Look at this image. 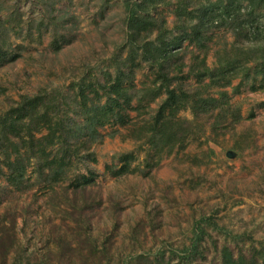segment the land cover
<instances>
[{
	"label": "rangeland",
	"instance_id": "rangeland-1",
	"mask_svg": "<svg viewBox=\"0 0 264 264\" xmlns=\"http://www.w3.org/2000/svg\"><path fill=\"white\" fill-rule=\"evenodd\" d=\"M132 1L0 0V44L16 54L0 62V116L22 95H41L42 112L54 92L62 103L59 116L80 125L83 106L74 103L80 96L73 97L78 83L90 84L89 98L98 92L97 103L106 100L101 86L113 81L127 56L126 4ZM207 1L184 0L188 9ZM247 4L241 1L242 17ZM175 5L176 0H161L153 12L165 20L168 39L183 32L175 28ZM258 5L264 15V0ZM227 28L207 33L212 37L205 62L211 68L234 39ZM55 35L66 38L58 49L50 43ZM194 54L203 55L187 38L175 48L169 62L170 74L181 76L176 83L196 86L188 72ZM122 68L133 69L132 86L139 89L127 126L105 124L98 128L101 140L69 157L58 144L29 161L22 151L23 190L0 172V264H218L223 246L234 256L259 258L264 249V83L251 89L245 79L236 92L239 78H234L229 86L212 88L213 96L226 92L240 118L234 121L229 114L213 126L203 115L193 121L183 148L161 153L147 166V143L130 134L148 124L164 92L151 96L159 85L156 68L141 56ZM123 84L128 85L126 76ZM178 116L192 119L189 108ZM114 128L118 132L107 135ZM46 132L41 128L36 137ZM130 151L129 169L112 174L121 165L117 154ZM43 153L63 159L62 171L45 168L40 175Z\"/></svg>",
	"mask_w": 264,
	"mask_h": 264
},
{
	"label": "trees",
	"instance_id": "trees-1",
	"mask_svg": "<svg viewBox=\"0 0 264 264\" xmlns=\"http://www.w3.org/2000/svg\"><path fill=\"white\" fill-rule=\"evenodd\" d=\"M241 1L208 0L206 4L188 9V2L183 0L181 4V0H176L173 9L176 15L175 28L183 32L182 35L170 39L167 36L169 31L164 26L165 20L153 14L161 0H133L127 3V56L117 66L113 81L101 86L106 100L102 104L97 103L100 96L94 90L96 99L89 98L86 89L90 84L79 82V88L73 97L77 99L80 96L74 103L83 106L84 119L77 125L74 118L64 121L59 116V106L62 103L56 93L49 94L42 112L37 107L41 102V95H22L15 105L10 106L0 116V172L12 186L23 190L26 165L21 157L22 151H27L29 161L31 157L38 156L37 151L43 152L46 146L58 144V150L69 157L76 155L81 147H87L92 141L101 140L104 134L98 131V128L105 124L127 126L128 111L134 109L131 101L139 89L132 86L133 69L125 72L122 67L127 62L133 63L137 56H141L156 68L155 82H159V85L152 89L151 96L164 92L154 115L150 117L151 120L145 122L148 124L142 125L140 129H133L130 134L131 137L147 143L143 157L147 166L151 165V161L157 162L162 156L161 153L168 154L174 147L183 148L193 121L203 115L212 119L213 126L221 124L229 114H232L233 120L236 121L240 114L236 109L230 108L226 92L221 91L219 95L213 96L210 90L214 87L229 86L234 78H239V82L233 87L236 92L245 79H249L251 89H256L264 83V15L258 0H248L246 15L240 16ZM187 15L194 21L188 23ZM51 18L55 19L53 16ZM224 26L231 30L234 39L227 50H222L219 64L211 68L205 62L207 43L212 37L207 33L210 29ZM184 38L203 54L200 57L194 54L189 64L188 72L195 78L196 86L188 87L176 83L181 76L170 74L172 69L169 60L173 58L175 48L181 45ZM65 41L64 36H61L60 40L55 35L50 43L54 49H58ZM3 44L4 42L0 44V62L5 60L6 55H11L10 59L16 55L7 51ZM258 75L261 76L260 81L256 80ZM125 76L128 85L123 84ZM131 87L133 91H130ZM187 108L192 114L191 120L178 116L181 109ZM41 128H45L47 132L36 137ZM117 132L118 129L114 128L107 135L112 136ZM82 136H85V140L78 142ZM117 156L121 163L119 168L113 171L112 165L107 166L114 175L127 171L130 162L134 160L131 151ZM42 157L44 160L37 169L40 175H43L45 168L56 173L58 170L62 171L63 159L55 160L54 156L49 158L46 153H43ZM1 165L7 169L3 170ZM51 175L56 177L52 172ZM218 264H264V249L259 258L254 255L247 258L244 255L234 256L228 247L223 246L221 262Z\"/></svg>",
	"mask_w": 264,
	"mask_h": 264
}]
</instances>
